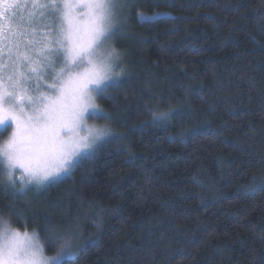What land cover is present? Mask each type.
<instances>
[{
  "label": "trees",
  "instance_id": "trees-1",
  "mask_svg": "<svg viewBox=\"0 0 264 264\" xmlns=\"http://www.w3.org/2000/svg\"><path fill=\"white\" fill-rule=\"evenodd\" d=\"M122 2L98 103L123 139L47 189L0 187V217L47 254L70 233L59 264H264V0Z\"/></svg>",
  "mask_w": 264,
  "mask_h": 264
},
{
  "label": "snow or ice",
  "instance_id": "snow-or-ice-1",
  "mask_svg": "<svg viewBox=\"0 0 264 264\" xmlns=\"http://www.w3.org/2000/svg\"><path fill=\"white\" fill-rule=\"evenodd\" d=\"M124 7L122 0H0V135L13 129L0 144V187L22 196L47 189L123 139L87 119H110L96 101L118 84L122 53L105 45L120 31ZM171 118V109L153 113L156 122ZM256 188L264 189V175L253 177L249 190ZM76 251L71 234L61 233L47 256L37 232L21 233L0 217V264H59Z\"/></svg>",
  "mask_w": 264,
  "mask_h": 264
},
{
  "label": "rangeland",
  "instance_id": "rangeland-1",
  "mask_svg": "<svg viewBox=\"0 0 264 264\" xmlns=\"http://www.w3.org/2000/svg\"><path fill=\"white\" fill-rule=\"evenodd\" d=\"M123 1V0H122ZM123 11V10H122ZM122 11L120 12V17H119V27H120V31L121 30H123V26L121 25V23H122V21H121V16H122ZM154 15V14H153ZM153 15H151V16H153ZM120 31L119 32H117V34L115 35V37L109 42V44H107V45H105V48H107V47H115L116 48V38H117V36L119 35V33H120ZM122 61L120 60V62H119V67H117L116 69H115V72L116 73H119V75L117 76V78L119 79V77H120V74H121V68H122ZM96 103H97V105H98V107L101 109V107H100V105H99V103H98V100L96 101ZM104 119H94V118H91V117H89L88 119H87V124H88V126H90V127H98V128H100V127H108L104 122H102ZM109 128V127H108ZM0 131H2V130H0ZM13 131V129L12 128H9L7 131H5V141H7V139L9 138V136L11 135V132ZM4 141V142H5ZM3 142V143H4ZM21 171L22 170H20V169H17V172H16V175L19 177L20 176V174H21ZM63 178V177H62ZM61 178V179H62ZM18 187H19V185H18ZM33 189H35V188H33ZM17 194H19V195H21L18 191H15ZM28 194H29V192H28ZM14 229V228H13ZM18 230V229H17ZM21 233H24L26 230H19ZM29 234H31L32 232L31 231H27ZM46 245V244H45ZM56 254V252H54L53 254H47L46 253V255L47 256H54ZM64 258H66V256H64V257H62L61 258V260L59 261V263L64 259Z\"/></svg>",
  "mask_w": 264,
  "mask_h": 264
}]
</instances>
